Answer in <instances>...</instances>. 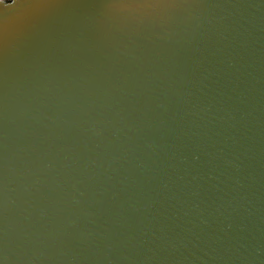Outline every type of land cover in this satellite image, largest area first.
<instances>
[{"label": "water", "instance_id": "1", "mask_svg": "<svg viewBox=\"0 0 264 264\" xmlns=\"http://www.w3.org/2000/svg\"><path fill=\"white\" fill-rule=\"evenodd\" d=\"M3 264H264V0H0Z\"/></svg>", "mask_w": 264, "mask_h": 264}, {"label": "clouds", "instance_id": "2", "mask_svg": "<svg viewBox=\"0 0 264 264\" xmlns=\"http://www.w3.org/2000/svg\"><path fill=\"white\" fill-rule=\"evenodd\" d=\"M6 2H7V3H11V2H12V0H6Z\"/></svg>", "mask_w": 264, "mask_h": 264}, {"label": "snow or ice", "instance_id": "3", "mask_svg": "<svg viewBox=\"0 0 264 264\" xmlns=\"http://www.w3.org/2000/svg\"><path fill=\"white\" fill-rule=\"evenodd\" d=\"M20 4H21V0H20ZM0 264H3V261L2 260H0Z\"/></svg>", "mask_w": 264, "mask_h": 264}]
</instances>
